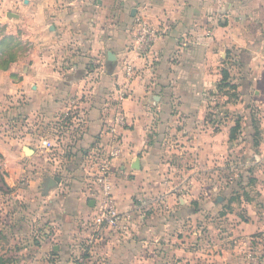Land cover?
<instances>
[{
    "label": "crops",
    "instance_id": "0c3cea01",
    "mask_svg": "<svg viewBox=\"0 0 264 264\" xmlns=\"http://www.w3.org/2000/svg\"><path fill=\"white\" fill-rule=\"evenodd\" d=\"M23 2L28 4L25 21L20 9L12 20L0 11V31L9 35L22 31L21 39L34 48L0 70V102L10 92L52 106V96L67 98L88 87L81 75L91 69L90 61L103 60L106 70L93 84L83 141L108 143L113 132L107 131V124L114 126L111 112L121 110L125 127L115 130L121 134L122 150L121 159L112 163L114 198L129 219L117 229L100 231L92 246H82L80 236L88 237L89 231L83 224L78 227L77 219L95 204L92 207L89 201L86 206V198L76 188L68 196H63L61 187L32 192L25 210L14 205L10 226L0 235V248L14 252L16 264H75L74 258L85 249L86 264H195V251L202 248L188 245L194 237L185 229L191 228L198 214L157 213L152 223L143 222L139 199L151 178L157 183V175L169 168L162 160L173 150L169 142L183 145L176 146V152L197 151L207 158L225 154L232 115L218 129L209 118L214 110L210 95L221 80L228 55H235L239 63L235 79L241 101L226 108L240 113L245 131H250L248 106L255 105L262 110L263 130L264 0ZM145 17L165 33L150 53L142 55L134 49L131 26ZM201 162L206 164L203 158ZM184 221L189 225H181ZM254 228L251 223L236 227L234 231L243 236L237 241L248 245L245 240ZM222 252L227 256L224 264H241L239 257L228 256V247Z\"/></svg>",
    "mask_w": 264,
    "mask_h": 264
},
{
    "label": "rangeland",
    "instance_id": "374dc122",
    "mask_svg": "<svg viewBox=\"0 0 264 264\" xmlns=\"http://www.w3.org/2000/svg\"><path fill=\"white\" fill-rule=\"evenodd\" d=\"M23 1L0 0V11L3 16L12 20L11 17H15L13 14L20 9L25 21L28 14L25 5L28 4ZM8 11L10 14L6 15ZM141 24H148L156 30V40L146 52L148 54L165 32L164 28L156 27L145 17L135 19L131 26V35ZM21 37L22 31L17 35L0 31V70H7L13 62L23 58L34 48ZM182 46L184 44H180ZM134 49L137 50L136 42ZM236 58L232 54L227 56L221 67V80L216 91L210 95L214 103V110L212 109L209 118L212 126L218 129L231 115L234 121L225 154L207 158L197 151L176 152L174 148L181 143L169 142L173 150L162 157L163 164L169 165V168L157 175V183H152L153 178L149 180L148 189L143 192L138 204L139 216L145 218L143 222L148 220L152 223L157 213L176 211L188 215L198 214L192 218L191 228L185 229L194 237L188 245L202 248L201 252L195 251L192 258L195 264H224L227 256L225 257L222 250L227 247L231 251L228 256L239 257L241 264H264V128L261 129L260 120L262 110L255 105L248 106L251 113L250 131H245L244 119L240 113L227 110V104L235 105L241 101L239 90L231 87L235 85L238 88L235 78L239 74V63ZM90 62L88 66L91 69L87 68L81 75L88 87L82 92L73 91L67 98L52 96V106H46L41 99L31 102L25 95L17 98V95L10 92L0 102L1 237L5 228L10 226L13 207L18 206L25 210L26 198L32 192L41 193L48 189L50 179L61 178V182L48 190L61 187L63 196H68L72 188H76L86 198V206L89 201L96 203L101 196L99 180L103 175L102 167L111 158L110 151H118L116 161L121 159L122 143L121 134L118 132L110 133L108 143L98 141L85 145L83 141L87 132L88 103L94 96L93 84L106 70L103 60L95 59ZM222 71L228 73L229 77L224 83L230 86L223 85L219 88L223 84ZM94 73H98L97 79L92 77ZM36 101L38 102L32 105ZM118 101L120 100H116L117 104ZM111 114L113 125L118 117H123L118 108L113 109ZM124 124L117 125L121 129L125 127ZM107 127V131L111 130L109 124ZM25 147L33 149L35 153L27 155L24 152ZM202 158L205 165L201 162ZM108 172L114 196V172L112 169ZM33 184L34 190H31ZM87 213L77 219L78 227L83 224L89 231L88 237L85 238L83 233L80 236L78 243L82 246H92L98 236L93 230L90 232L94 227L92 220L96 207ZM186 222H181V225L188 226ZM242 223H251L255 227L253 232L249 231L250 234L245 240L248 245H241L237 240L243 236L234 231ZM184 227L179 226L182 229ZM72 236L77 237L74 233ZM181 236H184L183 232ZM244 247L246 248L239 252ZM0 251L9 264H16L14 262L17 261V256H13L14 252H5L6 248H0ZM86 252L85 249L74 258L75 264H78V260L85 259Z\"/></svg>",
    "mask_w": 264,
    "mask_h": 264
},
{
    "label": "built area",
    "instance_id": "2783aa9c",
    "mask_svg": "<svg viewBox=\"0 0 264 264\" xmlns=\"http://www.w3.org/2000/svg\"><path fill=\"white\" fill-rule=\"evenodd\" d=\"M135 36L137 52H140V54L142 53V55H144L149 51L152 43L156 40V30L148 24H141L136 27ZM92 77L97 79L99 75L98 73H94ZM122 123H124V117H118L116 119L115 125L111 127L112 132L115 133L116 127ZM109 154L111 158L109 161L107 160V162L102 167L103 175L99 180L101 185V196L95 203L96 213H94L92 220L94 225L92 230L94 234L100 233V231L105 228H117L125 220L129 219L128 213H122L118 209L117 203L113 196L112 183L108 176V171L109 169H112V163L118 158L119 153L118 151L111 150ZM92 241L93 239H91L90 242ZM78 264H86V260L80 259L78 260Z\"/></svg>",
    "mask_w": 264,
    "mask_h": 264
},
{
    "label": "water",
    "instance_id": "95a60500",
    "mask_svg": "<svg viewBox=\"0 0 264 264\" xmlns=\"http://www.w3.org/2000/svg\"><path fill=\"white\" fill-rule=\"evenodd\" d=\"M109 60L112 61L114 60L113 58V55L112 54H109ZM24 152L27 154V155H33L35 153V151L29 147H25L24 148ZM58 182H61V178H55V179H50L49 182H48V185H47V188L48 189H51L52 187H54L56 185V183ZM219 200H220V197H219ZM95 204L94 201H91L90 205L93 207Z\"/></svg>",
    "mask_w": 264,
    "mask_h": 264
},
{
    "label": "trees",
    "instance_id": "16d2710c",
    "mask_svg": "<svg viewBox=\"0 0 264 264\" xmlns=\"http://www.w3.org/2000/svg\"><path fill=\"white\" fill-rule=\"evenodd\" d=\"M222 75H223V81H222V85H219V88H221L223 85L225 86H230V85H227L225 82V80L229 77L228 73L226 71H222ZM233 89H238L237 86L235 85H232L231 86ZM0 264H9V261L7 258L4 257V255L1 253L0 251Z\"/></svg>",
    "mask_w": 264,
    "mask_h": 264
}]
</instances>
